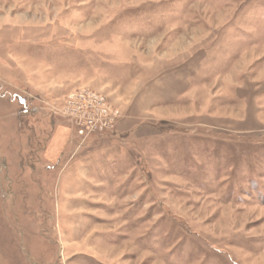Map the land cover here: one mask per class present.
Segmentation results:
<instances>
[{
  "label": "rangeland",
  "instance_id": "374dc122",
  "mask_svg": "<svg viewBox=\"0 0 264 264\" xmlns=\"http://www.w3.org/2000/svg\"><path fill=\"white\" fill-rule=\"evenodd\" d=\"M0 97V264H264V0H0Z\"/></svg>",
  "mask_w": 264,
  "mask_h": 264
},
{
  "label": "built area",
  "instance_id": "2783aa9c",
  "mask_svg": "<svg viewBox=\"0 0 264 264\" xmlns=\"http://www.w3.org/2000/svg\"><path fill=\"white\" fill-rule=\"evenodd\" d=\"M90 95L94 97V95H92L90 91L85 93V96L92 98L90 97ZM80 96H82V94ZM71 98L72 97L69 95L67 99H70V101H72ZM73 110H76L77 112L76 111H73V112L77 113V115H79L82 118L81 123L84 127L80 126V129H79L80 133H83L85 129H89L91 131L104 130V128L111 126L113 122L112 120L115 118V117L113 118L112 116L106 115L107 111L104 109H87L83 107V104L74 107ZM84 111L90 112V116L84 117L85 115L83 114L81 115V112H84Z\"/></svg>",
  "mask_w": 264,
  "mask_h": 264
},
{
  "label": "crops",
  "instance_id": "0c3cea01",
  "mask_svg": "<svg viewBox=\"0 0 264 264\" xmlns=\"http://www.w3.org/2000/svg\"><path fill=\"white\" fill-rule=\"evenodd\" d=\"M0 104L1 103H3V104H6L7 103V101L3 98V97H0ZM48 196H49V198H50V189H48ZM47 216H49V218H50V214H48Z\"/></svg>",
  "mask_w": 264,
  "mask_h": 264
}]
</instances>
